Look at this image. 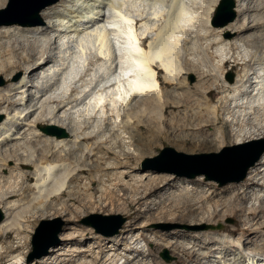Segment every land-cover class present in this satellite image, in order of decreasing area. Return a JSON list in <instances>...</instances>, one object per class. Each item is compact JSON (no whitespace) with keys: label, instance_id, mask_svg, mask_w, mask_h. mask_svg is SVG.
I'll list each match as a JSON object with an SVG mask.
<instances>
[{"label":"bare ground","instance_id":"obj_1","mask_svg":"<svg viewBox=\"0 0 264 264\" xmlns=\"http://www.w3.org/2000/svg\"><path fill=\"white\" fill-rule=\"evenodd\" d=\"M7 2L0 0V10ZM184 3L172 0L161 21L157 15L149 18L132 14L124 0H69L65 8H51L44 13L50 18L47 26L0 25V75L7 80L5 88L0 86V114L14 112L0 125V209L17 217L23 208L21 203L28 201L37 209L53 210V216L79 217L85 212L77 209L71 214L67 205L78 204L85 211L99 209L93 199L104 183L105 195L101 199L105 208L124 212L131 219L127 230L118 237L100 238L84 229L66 232L60 247L30 263L21 252L5 257L12 249L8 245L0 249V264L4 260L5 264H121L123 259V264H150L152 252L147 251L148 255L144 246H139L141 237L158 247L173 248L178 254L176 264L264 261L258 254L244 255L248 250L264 253V194L258 190L264 189L261 167L253 170L243 184L223 190L200 178L190 181L152 173L145 182L143 177L119 171L131 167L136 158L144 155H133L138 150H132L135 144H148V139H141L137 132L149 133L155 121L166 125L164 119L169 110L174 123L171 126L184 131L186 147L220 151L232 141L230 126L241 120L251 122L255 129L245 131L240 140L233 141L236 144L264 135L257 123L264 125V68L261 73L256 67L264 64V56L252 55L249 60L236 56L232 50L245 39L233 40L226 33L215 38L213 45L219 47L220 53L229 47L233 54H218L213 66L205 65L206 61L199 65L185 61V66L179 52L180 42L187 34L183 26L187 15ZM243 8L239 6L241 12ZM248 26L246 19L245 23L230 25L226 32H246ZM83 33L89 38H83ZM67 45H71L70 51L77 50L82 70L69 65L76 60L69 57L68 64L63 58ZM229 63L237 75L234 83L226 79ZM241 67L245 68L243 72ZM71 69L80 72L72 78ZM17 72L25 73V77L13 82L12 76ZM161 72L164 84L178 87L171 95L164 90ZM189 73L199 77L194 87L183 78ZM215 97L219 100L215 101ZM140 101L143 111L137 106ZM126 107L127 113L122 116ZM47 125L64 130L67 137L46 131L40 135L32 133ZM220 125L218 135L205 131ZM26 127L29 129L23 132ZM191 127L201 130L200 136L187 134ZM190 135L198 139L195 144L188 138ZM25 138L26 142L41 144L40 149L33 152L21 142ZM117 149L125 156L123 159L116 154ZM94 157L97 161L88 164ZM107 157H114L115 161L103 164ZM71 159H75L72 165L68 164ZM11 161L16 166L10 167ZM4 171H10V175L5 176ZM83 175H88V182L83 187H72L74 182L82 184ZM63 199V208L58 209L54 201L60 203ZM228 218L236 220L235 229L189 231L184 238L180 231L158 230L151 231L154 240L148 239L147 227L152 222L199 226ZM5 224L0 226V237L8 238L14 224ZM139 229L143 232L136 235ZM18 247L21 251L27 249L28 241L20 242ZM217 253L221 256L215 257ZM140 256L143 258L138 260ZM150 259L153 264H164L155 257Z\"/></svg>","mask_w":264,"mask_h":264},{"label":"rangeland","instance_id":"obj_2","mask_svg":"<svg viewBox=\"0 0 264 264\" xmlns=\"http://www.w3.org/2000/svg\"><path fill=\"white\" fill-rule=\"evenodd\" d=\"M25 1L27 0H14V4L12 5L13 8L9 9L11 0H8L5 7L0 10V24L4 26L7 24H8L7 26H10L13 24L27 28L34 27L32 26L33 24H37L38 26H42V27L47 26L48 20L50 18L47 19L49 16H47L46 14L44 15V13H46V11L51 8L52 9L54 8L56 10H61L65 8L69 0H58L57 2L49 6H45L44 8L41 7H43L47 3L53 2L54 0H34V2L32 3L33 4L32 9L30 8L28 13L24 12L23 10L24 6L27 5ZM156 1L155 0L154 1L124 0V2L126 3L125 6L127 10L131 11L132 14L134 15H136V13L139 15L142 14V17L148 16L149 18L150 16L154 17V15H157L159 20L162 21L160 17L162 18L166 17L172 0H166L165 4L164 3L162 4L160 2L157 3ZM234 1H235V7L233 11L236 13V18L234 21L225 24V22L230 17L228 11L226 9L222 10V13H220L221 15H218L219 8L223 0H183V3L185 2L184 6L187 13V15L184 18L185 20L183 19L184 20L183 26L187 30V34L183 37L182 41L180 42L179 52L181 57L180 59H183L182 62L185 66L187 63L185 61H192L194 63H197L198 65L201 62L206 61L205 65L207 66H213L214 64H216L215 62L220 57V56L218 57V54L221 55V53L224 51H222L221 53L218 52L219 47L218 46L215 47L213 45V40H215V38H218V36L224 35L226 33L230 35L229 37H231L233 40L239 41V39L240 40L245 39V42L243 43L241 42L242 43L240 44L241 46H238V48L235 47L232 50L235 52L236 56H241V58H245L247 60H249L252 57V55H256V54L258 56H264V0H234ZM239 6L244 7L243 12L240 11ZM38 8L41 9L38 11V13H36L35 10ZM246 19H247V25L249 24L248 26L249 28L246 32H242V33L231 32V31L226 32L227 28L230 25L237 24L238 22L245 23ZM255 19H257V21H255ZM208 20L209 21L211 20L210 24ZM27 25H31V26H27ZM139 26L140 24L138 25V27ZM86 32L87 31H85V33ZM85 33H83L84 36L82 34L81 36L83 38H89L88 34ZM85 35L88 37H86ZM63 36L64 35L61 36V41L64 43V40H62ZM65 47L63 48V50L64 52L65 51L66 52L62 54L63 58L65 57L66 62L69 60L68 59L69 57H71L70 59L71 61L72 59L76 60V62L73 61L74 63L71 62L70 60L68 62L71 63L70 64L68 62L67 63L70 66L72 65V67L74 66V68L76 69L82 70L81 65L79 63L81 59H79V54L76 52L77 50L74 49L72 51L71 49L70 51L69 49L71 45L69 47L68 45ZM226 51L231 52V54L234 53L229 49V47L228 50ZM226 51L223 53L225 56L227 53ZM64 54L65 55L67 54L66 55L67 57ZM70 54L73 55L71 56ZM77 60H79L78 63ZM244 67L246 68V66ZM244 67L240 68L241 72H243V70L245 69ZM256 67H258V69H261V73H262L264 64L257 65ZM233 69L234 68L232 64L230 63L227 64L226 79L230 80L231 83H234L237 76L234 73ZM71 71L72 69L70 70L71 77L72 75L76 76L78 74V72L75 69L73 71L74 73L75 71L77 73L74 74L73 71L72 72ZM163 73L164 72H161L160 77L163 76ZM263 74L264 73H262V75ZM24 77H25V73L17 72L12 76V78L14 79L13 82H20ZM183 78L188 79V81L193 87L196 86L199 82V77L193 73H189L188 75H185ZM161 82L163 83L164 90L170 93V95L173 94V92H175L176 90H178L177 89L178 87L176 88L174 86H167L166 84H164V79L162 77H161ZM6 85H7V80L5 76L0 75L1 88H5ZM172 99H174V96ZM214 100L215 101L219 100V97H215ZM137 104H138L137 106L140 107L139 111H143L142 110V108L144 107L143 102L140 101ZM127 109L128 108L126 107V109L122 110L121 112L122 116L124 113H127ZM182 112L184 113L185 111ZM13 113L11 114L12 116L14 115ZM170 113L171 111L169 110V112H167L165 116L166 119L164 120H166V125L162 123L160 124L158 123V121L156 122L154 120L155 122L152 124V128L150 129L149 133H142L139 131L137 132L138 136L141 139L143 138L145 140L148 139V144L146 145V143H141L138 146L137 144H135V146L132 147V150L138 149L139 151L137 150V152H134L133 155L137 157L140 152L144 155L142 157L140 156L139 158H136V162L131 167L127 169L123 168L119 171L131 172L133 176H137L140 178L143 177V181L145 182L148 181L147 177L151 176L152 173L162 174V175L165 174L170 176L172 175L177 178L184 180L187 179L190 181H195L196 179L200 178L205 183L217 184L219 189L223 190L224 187L227 188L230 185H231L230 187H232V185L235 186V184L236 185L243 184V182L248 178L249 174L257 168L261 167V169L264 170V165H263L264 154H263L260 160L249 169L247 176L244 180L240 182H229L226 184H222L224 181L235 179L241 176L243 166L246 163L253 160L257 155V153L259 152V150L264 147V135L258 137L255 140H248L247 142H244L242 144H236L235 142H233L234 140L236 141L237 139L240 140L241 137L239 136H244L245 131L249 132L251 128L255 129L254 125H251L252 124L251 122H248L247 120L246 121L241 120L240 122L230 126V129L233 131L232 141L225 144V146L220 151L204 150L201 148L198 149L193 145L191 147L185 146V141H184L185 139L183 137L184 131L181 130L180 127L177 128V127H172L173 125L171 126L173 122L171 121ZM176 113H179V111H176L175 114ZM155 114L156 113H154L153 115L155 116ZM1 115L4 116V120L0 123V125L4 123L5 120H7V116H11L7 114H0V116ZM257 123L258 125H260L262 131H264V125L259 124V122ZM47 127H56V126L47 125L45 126V128L37 127L34 131H32V133L33 134L36 133V135H40L44 133ZM220 127L221 125L214 129L213 128L210 130L205 129V131H209L211 135H214L213 133H215V135H218ZM28 129L29 127H26L23 130V132L27 131ZM201 132L202 131L199 130L198 128L196 129L191 127L187 129V134L197 133V135L200 136ZM68 138H71L70 135ZM188 138H190L194 144L198 140V139H193V136L191 135L188 136ZM25 139L26 140H22L21 142L27 143L25 144V146H27L28 148L30 147L29 149H32L33 152L40 149L41 144H38V142L33 143L30 140L26 142L27 138ZM166 148L174 149L175 153L169 152L164 154L163 157H161L162 151L165 150ZM120 152H121L120 150L118 149L116 150V154H118L121 157L120 159H123L125 156L120 154ZM198 155H209V156L214 155L216 157L204 158V159L194 158L195 156ZM99 156H101V154H99ZM186 156H188V158ZM71 160H72L71 162L70 161L68 162V164L70 165L74 163L75 159H71ZM93 161L96 162L97 157L88 160L87 163L93 164L94 163ZM114 161H115L114 157L108 158L106 161L103 162V164L111 163ZM234 162L237 163L232 164ZM9 166L10 167L16 166V162L15 161L9 162ZM200 171H204L203 174L195 178H191L189 176L191 174ZM178 172H180L182 175H178ZM112 173H116V172H112ZM4 175L9 176L10 171H4ZM87 177L88 175H83L82 176L83 181L81 182L82 184L74 182L72 183V187H77V186L83 187L88 182ZM126 181H130V178H126ZM32 184L34 183H30V185ZM99 189H100V194L93 199V203L95 207H98L99 209L93 211L90 210L85 211L84 208L78 204L75 205L73 203H69L67 205L69 207V210H71L70 211L71 214H73V211L85 212L83 215L79 217L77 215L53 216L54 213L53 210L46 209V207L44 208L42 207L43 210H41L42 208L37 209L35 207L30 206L28 201L21 203L23 208L21 209V213L17 214V217H15L14 215L13 217L9 215L10 216L9 217L5 209H0V226L2 224H5L7 221H10L11 224L13 221L14 224V227L11 228V231L13 229L11 237L8 238L0 237V249L9 246L12 248L8 253L4 254V256L6 255L5 257H7L8 254L12 255L14 252L17 253L21 252L22 256L25 257L27 261H29V263L37 259V258L31 259V254L33 253L32 242H33V237L36 233V229L41 225L43 221H47V224L45 225L46 233L43 237V240L40 243V248L38 252L39 253L44 252L46 246H48L49 244H55L48 249L46 256L50 255L53 249L60 247L62 243L63 234L66 232L84 229L87 230L88 232L92 231L93 233H95V235H97L100 238L103 237L112 238V237L121 236L122 231L127 230V227L131 222V219L124 212L116 211L111 207L105 208L106 204L104 203V200L102 202L101 199L102 195H105L104 193L106 187L104 183L99 185ZM172 190L176 191L177 189L175 188ZM258 190L259 191L261 190L260 192L264 194L263 193L264 189L259 188ZM65 201L66 199H63V202L60 203L54 201V204L57 205L58 209L59 208L62 209L63 208L62 204ZM120 202L122 203V201ZM77 209L80 210L77 211ZM42 212H44L45 214L44 216L42 215ZM71 219H76V221L75 222L69 221ZM10 222L8 224H10ZM120 224L122 225V227L119 229L118 233L113 236H109L108 234L113 233ZM235 224H236V220L234 218H228L221 223H216L211 225L210 224L199 225V226L193 224L191 226V224L179 223V222L176 223L152 222L149 223L147 227L149 231L148 239L150 240L155 239V235L151 233V231H158V230L165 232L174 231V233H176V231L177 232L180 231L181 233H183V238H184V236H186L189 233V231L222 232L223 230H226L228 227L235 229ZM19 230H21V232ZM139 230L140 231H138L136 235H138L140 232L141 233L143 232L142 229ZM16 232H18L17 235ZM19 233L21 234L20 236ZM129 236L131 237V235ZM25 238L28 241V248L23 249L21 251V249L18 246L20 245V242L26 241ZM92 242L94 243V241ZM92 242L91 244H93ZM190 245L192 244L190 243ZM139 246H144V251L146 252V254H148V252H152L151 257L149 256L150 258L155 257V259L161 261L164 264H176L178 260V254L174 253V250L171 247H158L154 243H148V241L142 237L139 240ZM130 248L133 247L131 246ZM256 254H258L257 257H259L261 260H264V253L254 252L253 254L249 250L244 253V255L246 256L256 255ZM217 255L219 256L220 254L218 253L215 254V257ZM142 258L143 257L140 256L138 260L139 259L141 260ZM150 258H148L150 260V264H153L154 262ZM212 259L214 260V257ZM124 262L125 259H123L120 263L123 264ZM2 263L5 264V260ZM262 263L264 264V261ZM213 264H219V263H213Z\"/></svg>","mask_w":264,"mask_h":264},{"label":"water","instance_id":"obj_3","mask_svg":"<svg viewBox=\"0 0 264 264\" xmlns=\"http://www.w3.org/2000/svg\"><path fill=\"white\" fill-rule=\"evenodd\" d=\"M58 0H54L53 2H50V3H47L46 5H44L43 7L41 8H44L45 6H49L55 2H57ZM34 0H27L25 1V3L27 5L24 6V12L28 13L30 8L32 9V6H33V3ZM14 4V0H11V3L9 5V9H12L13 8V5ZM235 7V1L234 0H223L220 8H219V12H218V15H221L220 13H222V10H227L228 13L230 14V17L228 18V20L225 22V24L227 23H230L232 21L235 20L236 18V13L233 11ZM41 8H38L35 10L36 13H38V11L41 9ZM1 25V24H0ZM4 120V116H0V123ZM46 132L50 133V134H58L60 137H67V134L65 133L64 130L62 129H58L56 127H47ZM169 152H172V153H175L174 149L172 148H166L165 150L162 151V154H161V157L164 156V154L166 153H169ZM264 154V147L262 149L259 150V152L257 153V155L255 156V158L253 160H251L250 162L246 163L243 168H242V173H241V176H239L238 178H235V179H231V180H228V181H224L222 184H226V183H229V182H240L242 180H244L247 176V173L249 171V169L255 165V163H257L260 158L263 156ZM183 156V154H182ZM185 157V156H184ZM188 158V156H186ZM212 157H216L214 155H198V156H195L194 158H200V159H204V158H212ZM192 158V157H191ZM237 162H234L232 164H236ZM240 168V169H241ZM204 171H200V172H196L194 174H191L189 175L191 178H195L201 174H203ZM178 175H182L180 172H178ZM47 224V221H43L41 223V225L36 229V233L33 237V242H32V245H33V253L31 254V259H34V258H41L43 256H45L47 254V251L50 247H52L53 245L55 244H49L48 246H46L44 252H38L39 251V248H40V243L41 241L43 240V237L46 233L45 231V225ZM122 227V225L120 224L116 230L113 232V233H110L108 234L109 236H113L115 234L118 233L119 229ZM56 235V234H55Z\"/></svg>","mask_w":264,"mask_h":264}]
</instances>
